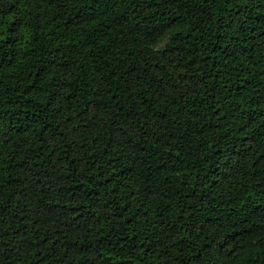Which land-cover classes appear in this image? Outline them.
<instances>
[{"label":"trees","instance_id":"16d2710c","mask_svg":"<svg viewBox=\"0 0 264 264\" xmlns=\"http://www.w3.org/2000/svg\"><path fill=\"white\" fill-rule=\"evenodd\" d=\"M0 264H264V0H0Z\"/></svg>","mask_w":264,"mask_h":264}]
</instances>
